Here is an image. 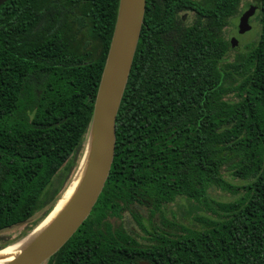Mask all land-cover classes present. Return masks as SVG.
<instances>
[{
  "label": "trees",
  "instance_id": "trees-1",
  "mask_svg": "<svg viewBox=\"0 0 264 264\" xmlns=\"http://www.w3.org/2000/svg\"><path fill=\"white\" fill-rule=\"evenodd\" d=\"M242 1L147 0L110 177L91 216L47 264H264V0H256L261 33L246 57L225 62L232 47L222 34ZM119 2L1 7L0 233L44 211L36 228L73 178ZM182 10L202 22L176 26ZM212 189L238 198L214 202ZM179 200L217 219L203 218L202 230L167 220L164 207ZM136 207L160 215L163 229L146 227ZM125 211L148 244L111 222Z\"/></svg>",
  "mask_w": 264,
  "mask_h": 264
},
{
  "label": "water",
  "instance_id": "water-1",
  "mask_svg": "<svg viewBox=\"0 0 264 264\" xmlns=\"http://www.w3.org/2000/svg\"><path fill=\"white\" fill-rule=\"evenodd\" d=\"M8 1L0 0V9ZM146 7L147 0H120L119 2L112 42L86 136L83 155L87 154L89 147L90 151L79 189L60 216L34 239H32L34 233L53 214L57 204L30 234L21 241L0 250L2 252L29 239V242H26L21 249L19 257L9 264H47L80 230L98 203L110 177L115 158L117 118L140 41ZM255 11L256 9L252 7L242 16L239 25L240 34L251 31L250 21ZM237 45L238 43L233 41V47L236 48ZM82 162L83 160L79 167Z\"/></svg>",
  "mask_w": 264,
  "mask_h": 264
},
{
  "label": "rangeland",
  "instance_id": "rangeland-1",
  "mask_svg": "<svg viewBox=\"0 0 264 264\" xmlns=\"http://www.w3.org/2000/svg\"><path fill=\"white\" fill-rule=\"evenodd\" d=\"M250 6H257L256 0H243L240 6L241 14L246 12L250 8ZM241 14L230 21V25L225 32L228 39L235 38L238 42L237 47L234 49L232 48L225 62H228V61L231 62L235 59L246 57L250 51V47L256 44L259 40V36L261 33V27L258 23V20L256 19L259 12L258 11L256 12V14L254 15V17L252 18L250 22L251 27H252L251 31L245 34H242V35H240L238 32ZM84 149H85V145H84L83 151L78 156V166L73 172L74 175L76 174V171L81 163V160L84 154ZM225 174L227 175L228 173H225ZM226 178H227V181L233 184L234 186L243 185L242 182L238 180H233L230 177V175H227ZM71 181H72V178L70 179V181H68L65 190L70 185ZM59 182H60L59 178H56L53 182V186H54L53 188H57L59 185ZM64 191L60 193L59 195L60 198L63 195ZM209 198L213 200L214 202L229 203V202L235 201L238 198V196H234L231 193L224 192L222 190L212 189L209 191ZM212 209H216V207L213 206ZM133 211H135L136 213H139L144 218L145 220L144 224L146 225V227L150 226V223H151V224H155L154 226H157L163 229V226H162L163 221L160 215L152 218L149 211L145 209L144 207L133 208ZM163 211L165 213V217L167 218V220L174 222V223L181 224L190 229L202 230L203 227L205 226L204 223L202 222L203 218L213 219V220L217 219V216L214 215L211 211L201 208L196 203L188 202L186 200H179L174 204L168 205L164 207ZM43 212H40L39 214H37V216L34 217L29 223L18 225L16 227H13L11 229H8L0 233V249L6 246L12 245L14 243H17L21 241L25 236L30 234L31 233L30 230L32 228L35 229L37 222L42 218ZM111 222L114 223L115 226L123 227L129 234H132L141 243L148 244V241H147L148 236L144 234L140 226H138L131 212L125 211L122 215V219H113L111 220Z\"/></svg>",
  "mask_w": 264,
  "mask_h": 264
},
{
  "label": "bare ground",
  "instance_id": "bare-ground-1",
  "mask_svg": "<svg viewBox=\"0 0 264 264\" xmlns=\"http://www.w3.org/2000/svg\"><path fill=\"white\" fill-rule=\"evenodd\" d=\"M89 151L90 147L87 150V154H85L84 159L81 166L76 171V174L73 176L72 181L70 185L65 190L64 194L62 195V198L57 203V207L55 208V211L53 214L49 217V219L34 233V236L32 239H34L37 235H39L43 230H45L51 223H53L58 216L65 210V208L68 206L69 202L73 198V196L76 194L77 190L79 189V186L81 184L82 178L85 174V168L88 163L89 158ZM29 242V239L25 241L24 243L14 245L2 252H0V264H9L14 262L20 255L21 249L24 247L25 243Z\"/></svg>",
  "mask_w": 264,
  "mask_h": 264
},
{
  "label": "flooded vegetation",
  "instance_id": "flooded-vegetation-1",
  "mask_svg": "<svg viewBox=\"0 0 264 264\" xmlns=\"http://www.w3.org/2000/svg\"><path fill=\"white\" fill-rule=\"evenodd\" d=\"M192 1H195L197 4H200V3L203 2V0H192ZM242 2H243V1H242ZM252 7H254V8L256 9V11H255V14H256V12L258 11L257 6H250V8H249L246 12H248ZM246 12H244L243 14H241V12H239L238 15L241 14L240 20H241L242 16H243ZM238 15H237V16H238ZM237 16H236V17H237ZM189 17H190V19H189ZM236 17H233L232 19H234V18H236ZM253 17H254V16H253ZM253 17H252V18H253ZM175 18H176V26H183V27H185V28H190L191 26H193V25H195V24H198V22H202V20L199 19L198 14H197L195 11H193V10H182V11H178V13L176 14ZM192 18H193V19H192ZM252 18H251V20H252ZM232 19H231V20H232ZM231 20H229V24H228V26H227L226 28H224L222 34H223V36L229 41L231 47L234 49V47H233V41H236V42H237V40H236L235 38L228 39L227 36H226V34H225L227 28H228L229 25H230V21H231ZM250 22H251V21H250ZM239 25H240V22H239ZM238 32H239V34H240L239 27H238ZM240 35H242V34H240ZM237 43H238V42H237Z\"/></svg>",
  "mask_w": 264,
  "mask_h": 264
}]
</instances>
